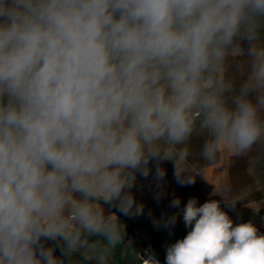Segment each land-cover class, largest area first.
I'll list each match as a JSON object with an SVG mask.
<instances>
[{"label":"clouds","instance_id":"9594fccd","mask_svg":"<svg viewBox=\"0 0 264 264\" xmlns=\"http://www.w3.org/2000/svg\"><path fill=\"white\" fill-rule=\"evenodd\" d=\"M194 133L209 163L264 141V0H0V264H110L142 182L195 183ZM167 209L163 264H264L252 219Z\"/></svg>","mask_w":264,"mask_h":264},{"label":"crops","instance_id":"0c3cea01","mask_svg":"<svg viewBox=\"0 0 264 264\" xmlns=\"http://www.w3.org/2000/svg\"><path fill=\"white\" fill-rule=\"evenodd\" d=\"M234 75V68L225 73L226 78ZM205 138L194 133L187 145L190 162L194 165V184L179 186L173 177L172 164L165 163L169 195L157 204L147 182H142L144 187L136 192V198L145 203V215L134 219L120 217L127 226V238L125 244L115 249L110 264H143L147 259L145 250H149V254L154 252L163 264L164 245L182 238L187 230L180 221L175 226L174 234L169 236L165 230L154 227L147 217V211L151 209L153 218H159L162 212L168 210L167 204L173 192L181 198L182 204L191 196L197 197L200 203L207 199L218 200L234 220L240 222L252 219L264 232V141L241 155H237L231 146L222 145L214 161L209 163L200 156Z\"/></svg>","mask_w":264,"mask_h":264},{"label":"built area","instance_id":"2783aa9c","mask_svg":"<svg viewBox=\"0 0 264 264\" xmlns=\"http://www.w3.org/2000/svg\"><path fill=\"white\" fill-rule=\"evenodd\" d=\"M148 254H149V250H147V251L145 250V251H144V256H145V255L147 256ZM144 259H145V258H144ZM145 263H146V261L144 260L143 264H145Z\"/></svg>","mask_w":264,"mask_h":264},{"label":"rangeland","instance_id":"374dc122","mask_svg":"<svg viewBox=\"0 0 264 264\" xmlns=\"http://www.w3.org/2000/svg\"><path fill=\"white\" fill-rule=\"evenodd\" d=\"M135 231L137 232V229H135Z\"/></svg>","mask_w":264,"mask_h":264},{"label":"trees","instance_id":"16d2710c","mask_svg":"<svg viewBox=\"0 0 264 264\" xmlns=\"http://www.w3.org/2000/svg\"><path fill=\"white\" fill-rule=\"evenodd\" d=\"M57 254H59V253H57Z\"/></svg>","mask_w":264,"mask_h":264},{"label":"bare ground","instance_id":"6f19581e","mask_svg":"<svg viewBox=\"0 0 264 264\" xmlns=\"http://www.w3.org/2000/svg\"><path fill=\"white\" fill-rule=\"evenodd\" d=\"M146 264V263H145Z\"/></svg>","mask_w":264,"mask_h":264}]
</instances>
